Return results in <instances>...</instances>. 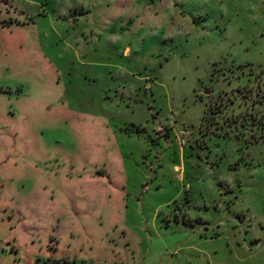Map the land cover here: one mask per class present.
I'll use <instances>...</instances> for the list:
<instances>
[{"label": "rangeland", "instance_id": "rangeland-1", "mask_svg": "<svg viewBox=\"0 0 264 264\" xmlns=\"http://www.w3.org/2000/svg\"><path fill=\"white\" fill-rule=\"evenodd\" d=\"M0 264H264V0H0Z\"/></svg>", "mask_w": 264, "mask_h": 264}, {"label": "water", "instance_id": "water-1", "mask_svg": "<svg viewBox=\"0 0 264 264\" xmlns=\"http://www.w3.org/2000/svg\"><path fill=\"white\" fill-rule=\"evenodd\" d=\"M206 94H209L208 92H206Z\"/></svg>", "mask_w": 264, "mask_h": 264}]
</instances>
